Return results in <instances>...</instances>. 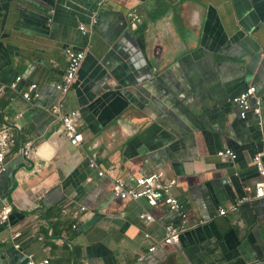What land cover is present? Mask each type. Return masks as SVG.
<instances>
[{
  "label": "crops",
  "instance_id": "0c3cea01",
  "mask_svg": "<svg viewBox=\"0 0 264 264\" xmlns=\"http://www.w3.org/2000/svg\"><path fill=\"white\" fill-rule=\"evenodd\" d=\"M68 46L87 48L65 100L80 113L76 145L50 113ZM17 76L21 90L40 85L34 104L11 102ZM250 86L264 110V0H0V132L18 140L0 172V213L12 209L0 264H264L263 136L236 102ZM225 148L238 158L220 156ZM154 174L189 214L180 245H162L166 227L181 223L165 192H113L117 177ZM147 210L156 222L142 219Z\"/></svg>",
  "mask_w": 264,
  "mask_h": 264
},
{
  "label": "built area",
  "instance_id": "2783aa9c",
  "mask_svg": "<svg viewBox=\"0 0 264 264\" xmlns=\"http://www.w3.org/2000/svg\"><path fill=\"white\" fill-rule=\"evenodd\" d=\"M95 17L92 19V25H94ZM80 31L84 35H88L90 30L86 26L80 25ZM64 55L67 59V66L63 76V80L56 85V89L59 91L60 96L57 104L51 108L50 113L59 120L64 126L67 136L71 139L73 144H81L83 142V133L80 131L77 123V119L80 113L77 110L65 111V100L69 93L73 90L76 85L78 76L84 64L87 55V48H75L73 46H68L64 49ZM22 76H17L15 80L8 86L7 91L9 92V97L11 102L14 101L15 95H21L24 100L30 104H34L42 96L41 88L38 83H32L26 90H21L19 84L22 82ZM5 94V89L0 88V95ZM238 106L242 110V115L244 117L250 111L255 112L257 116V122L263 136V148L255 153V164L258 168L259 173L264 176V110H263V100L258 97L257 89L255 86H250L241 96L236 100ZM22 117V114L17 115ZM17 137L11 134L9 131L4 130L0 132V172L7 170V160L8 154L11 147L17 144ZM34 149V143L30 142L23 145L21 152L26 156H29ZM219 155L225 158H238V153H236L231 148H225L219 151ZM90 165L94 168H98L99 164L94 159L91 158ZM106 172L104 170H99L100 175H104ZM157 191L165 192L171 201L173 208L178 211L181 215V223L178 226L168 225L166 227V237L163 239L162 245H173L181 243V238L183 233L187 232L189 229L190 221L189 214L184 210L183 202L179 196L174 192L173 184L165 180L159 174H154V176H141L138 179L137 184H132L123 177H117L114 179L113 192L116 196L121 198H132L135 200L142 199L146 196H154ZM256 196L264 197V182L258 183L256 185ZM249 197L246 196L242 201H246ZM235 206L234 209H237ZM83 210H86L85 206ZM12 212L11 207H5L0 213V225L4 224L9 220L10 213ZM228 208H220L221 215H228ZM142 219L148 220L150 222H156V217L150 211L142 212ZM76 227V226H74ZM15 238L20 237L19 233H16ZM147 238H153L152 234L148 233ZM162 245L154 244L150 248L151 253H155L159 250ZM14 247L17 250H21V245L17 242L14 243ZM141 261L145 260L141 257ZM27 264H50L49 259H44L40 262L35 261L33 257H29Z\"/></svg>",
  "mask_w": 264,
  "mask_h": 264
},
{
  "label": "water",
  "instance_id": "95a60500",
  "mask_svg": "<svg viewBox=\"0 0 264 264\" xmlns=\"http://www.w3.org/2000/svg\"><path fill=\"white\" fill-rule=\"evenodd\" d=\"M132 16H133V19H134V21H136V20L138 19V17H137V16H134V15H132ZM144 198L151 199V198H154V196H152V195H149V196H146V197H144Z\"/></svg>",
  "mask_w": 264,
  "mask_h": 264
},
{
  "label": "trees",
  "instance_id": "16d2710c",
  "mask_svg": "<svg viewBox=\"0 0 264 264\" xmlns=\"http://www.w3.org/2000/svg\"><path fill=\"white\" fill-rule=\"evenodd\" d=\"M3 95H4V94H2V95H0V96L4 97ZM3 103H4V102H3ZM1 106L4 107V105H1Z\"/></svg>",
  "mask_w": 264,
  "mask_h": 264
}]
</instances>
